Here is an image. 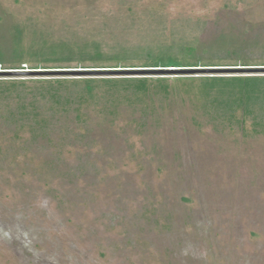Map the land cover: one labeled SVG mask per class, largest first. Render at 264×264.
I'll list each match as a JSON object with an SVG mask.
<instances>
[{
  "label": "rangeland",
  "instance_id": "1",
  "mask_svg": "<svg viewBox=\"0 0 264 264\" xmlns=\"http://www.w3.org/2000/svg\"><path fill=\"white\" fill-rule=\"evenodd\" d=\"M15 29L25 52L62 42L91 51L98 43L122 61L15 64ZM220 36L251 60L213 62L224 53L208 44ZM189 46L211 59L190 60L182 51ZM0 52V72H25L0 73L3 83H22L1 104L22 101L51 124L33 135L24 118L15 134L0 121V264H39L46 237L56 234L67 251L56 264H264V132L252 131L251 117L237 123L240 109L219 114L215 90L207 95L200 82L248 75L27 73L264 67V0H0ZM159 56L174 57L176 67H163ZM87 78H160L169 90L128 93L105 114L106 97H87L79 109L82 83H68L59 92L72 111L55 114L43 90Z\"/></svg>",
  "mask_w": 264,
  "mask_h": 264
},
{
  "label": "trees",
  "instance_id": "2",
  "mask_svg": "<svg viewBox=\"0 0 264 264\" xmlns=\"http://www.w3.org/2000/svg\"><path fill=\"white\" fill-rule=\"evenodd\" d=\"M21 31L15 29L14 35V45L11 51L12 62L15 64H26L29 61L33 62H42V63H93V64H101L105 62H121L119 52H115L114 54H106L100 44L98 43H90L91 51H88L85 48H80V44L72 43L68 44L62 42L59 45L46 46L44 45L37 52L32 53V50L23 49V45L21 46L20 35ZM228 40L224 36L217 37L212 40L208 44V49L215 50L216 48L222 49L224 53V57L213 59V62H224V61H233L237 60L236 63L239 62H248L251 60V57H241L240 59L237 57L235 51L232 48L227 47ZM229 46V45H228ZM186 57L190 60H195L196 62L202 61V59H211L210 57H199L201 54L202 48L189 46L184 47L182 50ZM204 51V50H203ZM26 54V56H25ZM35 58V59H34ZM39 58V59H37ZM167 58L166 66L163 67H176L175 62L177 61L174 57L169 56H159V59ZM34 59V60H33ZM4 62L3 54L0 52V65ZM13 64V65H15ZM119 64V63H118ZM158 67V66H156ZM9 69H17V68H9ZM19 69V68H18ZM201 84L206 89V94L215 90V98L213 99L212 104H214L217 108L224 109L225 112H219V114L227 116L228 111H231V115L228 114V118H232L235 115V110L241 111L242 119L238 120L241 126H244V121L246 117L252 118L253 127L252 131L255 132H264L263 127V119H264V105H260V101L264 99V76H231V77H200ZM150 78H87V79H57L53 83V85L45 88L43 91L46 92L47 98H49L50 102H53L54 108L52 111L56 113H61L63 115L70 114L71 103L67 100L66 97L60 95V90L62 87H65V84L71 83L77 86L79 83H82L81 91L80 89L77 91V100L78 107L81 109L84 107V104L90 100L93 102L96 98L106 97L108 107L104 109L105 114H112L115 112L117 106L125 103L128 98L126 95H130L134 97V99H138L141 96L148 97L150 96V87L151 90L160 89L163 91V94H167L169 90V86L166 84V80L164 79H154V81L149 80ZM71 80V81H68ZM150 82L153 84L150 85ZM45 84H50V82H44ZM215 83H220L219 86ZM155 84V85H154ZM18 85H22V83H3L0 81V121L1 123L10 127L13 126L12 132L17 134V130L22 129V121L24 118L27 120H32L34 122L31 127V134H44L46 133L49 122L44 119V113H39L36 110V107L32 109V107L22 106V101L16 103L15 106L10 104H1L3 99L6 101L8 96H11L10 92L15 90ZM104 86V89H101L100 86ZM201 85V86H202ZM231 85V86H230ZM217 86V88H216ZM229 86L230 89H227ZM208 89V90H207ZM125 93V95H124ZM219 93V94H218ZM5 95V96H4ZM88 95V96H86ZM116 95V96H115ZM71 96V95H70ZM115 96V97H114ZM19 99V96H16ZM89 98L86 99V98ZM221 97V98H220ZM74 102V100H72ZM82 103V104H81ZM116 103V104H115ZM57 107V108H56ZM216 108V109H217ZM79 109H74L75 119L79 121L78 123L82 124L84 120H87V116H84L83 112H80ZM85 123V122H84ZM255 128V129H253ZM86 131V130H85ZM242 131L246 133L245 128L242 127ZM38 132V133H37ZM79 138H85V134L80 135Z\"/></svg>",
  "mask_w": 264,
  "mask_h": 264
},
{
  "label": "water",
  "instance_id": "3",
  "mask_svg": "<svg viewBox=\"0 0 264 264\" xmlns=\"http://www.w3.org/2000/svg\"><path fill=\"white\" fill-rule=\"evenodd\" d=\"M187 73H179L186 72ZM205 72V74L215 75H235L245 74L248 76H264V67H242V68H213V69H128V70H58V71H37L27 73H58L69 76H134V75H160V74H195L197 72ZM5 74L25 73L19 71L0 72Z\"/></svg>",
  "mask_w": 264,
  "mask_h": 264
},
{
  "label": "flooded vegetation",
  "instance_id": "4",
  "mask_svg": "<svg viewBox=\"0 0 264 264\" xmlns=\"http://www.w3.org/2000/svg\"><path fill=\"white\" fill-rule=\"evenodd\" d=\"M40 232H42V230H39V233ZM59 239L60 238H59L58 234L54 235L53 237H48V238L46 237V240H49V241H47L46 242V245H44V251L42 253V257L44 259L43 258H40L39 264H56V261L55 260L52 261V258L54 259L55 255H60V252H59L60 250H63L64 252H67L62 247V245H64V244H62L63 242H61L59 244V246H56V244L54 243V240H59ZM24 251L25 252L23 253V255L26 256L29 259L30 258V255L29 254H26V251L27 250H24ZM49 253H51V255H49ZM72 253H74V251ZM43 254H44V256H43ZM65 257L69 258V255L67 254ZM69 263H71V260L69 261Z\"/></svg>",
  "mask_w": 264,
  "mask_h": 264
}]
</instances>
